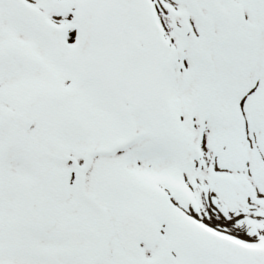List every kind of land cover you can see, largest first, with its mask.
<instances>
[{
  "label": "snow or ice",
  "instance_id": "snow-or-ice-1",
  "mask_svg": "<svg viewBox=\"0 0 264 264\" xmlns=\"http://www.w3.org/2000/svg\"><path fill=\"white\" fill-rule=\"evenodd\" d=\"M0 264H264V0H0Z\"/></svg>",
  "mask_w": 264,
  "mask_h": 264
}]
</instances>
